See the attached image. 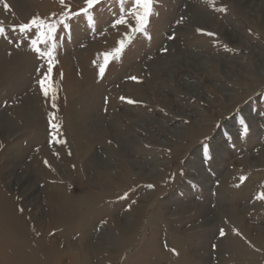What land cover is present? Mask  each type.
<instances>
[{"label": "rangeland", "instance_id": "374dc122", "mask_svg": "<svg viewBox=\"0 0 264 264\" xmlns=\"http://www.w3.org/2000/svg\"><path fill=\"white\" fill-rule=\"evenodd\" d=\"M240 2L153 0L135 33L101 0L58 26L45 97L19 25L84 0H0V264H264V0Z\"/></svg>", "mask_w": 264, "mask_h": 264}, {"label": "snow or ice", "instance_id": "6c2138e0", "mask_svg": "<svg viewBox=\"0 0 264 264\" xmlns=\"http://www.w3.org/2000/svg\"><path fill=\"white\" fill-rule=\"evenodd\" d=\"M61 3H63V0H61ZM85 3V7L79 9L77 12H64L61 15L64 17L63 19H57L55 23H51L48 20L42 19V18H38V17H34L32 18L29 22L27 23H22L19 25V32L20 33H30L33 31V29H35L36 31V36L35 38H30L31 40V48L32 51H34V53L38 56V57H42L45 58L47 60V66L46 69L42 68V67H37L36 71L37 73H39L38 78H37V84L39 85L41 91L43 92L45 97L49 96V81L51 80L52 77V73H53V66H54V62H55V49H56V32L58 29V26H62L63 29H67L68 31L71 30V26L68 23L69 20H71L74 17L77 16H87L89 10H93L95 8L96 5L101 3V0H84ZM153 0H135V6H136V11L135 12H130L129 15L134 16L135 19V28H130L131 32H135V33H146L147 32V28H148V24H147V20L148 18L152 15V12L150 10V5H152ZM8 5L5 4V8H7ZM218 11L221 12H227V8L226 7H222L220 9H217ZM50 20V18H49ZM127 22L126 20V16H121L120 18L116 19L113 22V27H115L116 25H121V24H125ZM41 28H44V31L41 32ZM13 30H16V26H13ZM251 31V30H249ZM197 32L210 36V37H216V33L214 32H210V31H206L204 29H197ZM5 33V29L3 27H0V34H4ZM170 39H174V36H170ZM40 44H46L48 45L47 48H41L38 45ZM119 44L121 45L120 47H116L113 49L112 52H108L105 53V63H107V57L112 55L115 58V54H119L122 53L125 49L123 47L124 45V40H120ZM163 51H167L166 48L163 49ZM105 72V67L104 66H100L99 68V73L101 74V76L103 75V73ZM130 79L132 80H136V77H130ZM262 95H264V93H261ZM51 99L53 101L52 103V107L56 108L57 105L55 103L56 100V90L53 88L52 92H51ZM123 99V97H122ZM133 101L129 100V103H132ZM53 114H50V116H52ZM49 124L51 126V129L55 132L58 130V125L52 122V119L49 120ZM241 125L242 128L244 130V134H246L247 130H248V125L246 124V122L243 121V119L241 120ZM224 138V143H227V141L231 138V134L227 131L223 132L221 134ZM59 142V141H56ZM202 151L205 154L204 157H202L203 159H208L209 161L213 158L212 157V153L214 151V148L212 150L209 149V146L207 143L202 144ZM45 164H47L48 162L45 161ZM241 180H244V177L240 178ZM150 187H152L150 185ZM261 200H264V193H261L260 196L258 197ZM21 211H23V209H21ZM219 235L221 237L225 236V231L224 229H220L219 231ZM215 247V245L213 246Z\"/></svg>", "mask_w": 264, "mask_h": 264}, {"label": "bare ground", "instance_id": "6f19581e", "mask_svg": "<svg viewBox=\"0 0 264 264\" xmlns=\"http://www.w3.org/2000/svg\"><path fill=\"white\" fill-rule=\"evenodd\" d=\"M247 1H248V0H241L242 3H247ZM21 2H22V1H21ZM241 2H240V3H241ZM19 4H20V3H17L16 5H17L18 7H21L20 9H22L23 6H20ZM27 10H28V9H27ZM189 53H190V52H189ZM195 54H196V53H195ZM181 55H183L184 60L188 58V57H186V53H181ZM181 55H180V56H181ZM194 60H196V61L199 60V56H198V55H192V54H191L188 63H189V64H192V63H193L192 61H194ZM28 102H29V101H28ZM34 105H35V104H34ZM37 107H38V105H37ZM28 108H29V107H28ZM32 111H37V109H36V110L32 109L31 112H32ZM76 113H77V112H76ZM34 116H35V115H34ZM37 116H38V115H37ZM35 118H36V116H35ZM178 132H179V131H178ZM86 144H88V142H87ZM86 144H85V145H86ZM85 145H84V146H85ZM86 146H87V145H86ZM88 146H89V145H88ZM88 146H87V147H88ZM89 147H92V146H89ZM89 149H90V148H88V150H89ZM88 150H86V151H88ZM82 154H83V153H82ZM83 155H86V156H87L88 154L84 153ZM87 157H88V156H87ZM91 157H92L93 159H92ZM91 157H90V159H92V162H90V163H91V166H93L94 169L98 170V172H100V173L102 172V175H103V176L107 177L108 172L105 170V167H104L105 164H106V165L108 164L107 161H106V163H105L104 165H102V164L99 163V161H98V159H97V156H95V155L92 156V155H91ZM40 163H41V162H40ZM90 163H89V165H90ZM35 164H36V163H35ZM107 166H108V165H107ZM109 166H110V165H109ZM91 168H92V167H91ZM139 176H140V175H139ZM25 177H26V176H25ZM23 179H24V178H23ZM25 179H26V178H25ZM24 181H25V180H24ZM22 184H23V183H22ZM1 204H2V203H1ZM61 204H62V203H61ZM65 205H66V203H65ZM68 205H69V204H68ZM96 206H97V205H96ZM0 207H1V206H0ZM65 209H66V208H65ZM1 211H2V210H1ZM4 211H5V210H4ZM2 212H3V211H2ZM2 212H1V213H2ZM3 214H5V213L3 212ZM7 214H8V212H7ZM5 215H6V214H5ZM68 217H69V216H68ZM68 217H67V215H65V217H63V221L66 220ZM4 218H5V217H4ZM10 218H12V217H10ZM7 220H10V219L7 218ZM10 221H11V220H10ZM10 221H9V222H10ZM6 226H7V225H6ZM8 226H9V225H8ZM5 229H6V228H5ZM124 232H125V231H124ZM28 249H29V248H28ZM28 249H27V250H28ZM31 251H32V250H31ZM28 252H30V251H28ZM28 252H27V254L30 255L31 253H28ZM24 253L26 254V252H24ZM18 254H19V252H18ZM22 254H23V252H22ZM25 254H23V255L26 257L27 254H26V255H25ZM19 255H21V254H19ZM21 256H22V255H21ZM21 256H20V258H21ZM31 256H33V255H31ZM25 257H24V258H25ZM14 258H15V257H14ZM24 258H23V259H24ZM30 258H31V257H30ZM46 258H47V257H46ZM23 259H22V260H23ZM28 259H29V258H28ZM28 259H27V260H28ZM37 259H38V258H37ZM17 260H18V259H17ZM30 260H31V259H30ZM39 260H41L40 263L43 262V263L45 264V261H44L43 259H39ZM34 261H35V258H34ZM37 261H38V260H37ZM37 261H36V263H37ZM84 261H85V260H84ZM25 262L27 263V261H25ZM38 262H39V261H38ZM2 263H3V262H2ZM77 263H78V262H77ZM30 264H33V263H31V261H30ZM81 264H82V261H81Z\"/></svg>", "mask_w": 264, "mask_h": 264}]
</instances>
